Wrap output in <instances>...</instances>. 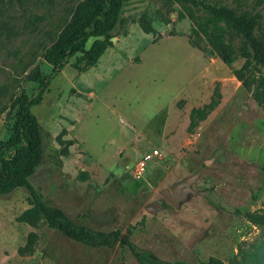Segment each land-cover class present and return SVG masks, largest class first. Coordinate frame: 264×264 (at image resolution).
Returning a JSON list of instances; mask_svg holds the SVG:
<instances>
[{
  "label": "rangeland",
  "instance_id": "rangeland-1",
  "mask_svg": "<svg viewBox=\"0 0 264 264\" xmlns=\"http://www.w3.org/2000/svg\"><path fill=\"white\" fill-rule=\"evenodd\" d=\"M77 1L0 0V110L37 89V71L53 68L45 52ZM208 1L257 15L264 34V0ZM144 15L155 32L142 28ZM114 23L113 45L99 61L81 70L82 54L74 55L33 106L47 139L31 184L73 222L94 231L130 229L137 251L166 261L201 264L215 256L264 264V224L247 218L264 215V106L253 96L264 66L241 35L227 65L173 0L123 2ZM240 69L244 79L235 74ZM212 98L218 106L191 132L192 109ZM11 117L10 108L0 114V145L10 137ZM61 133L73 140L69 156ZM155 148L160 155L136 177L135 164ZM192 176L194 191L177 207L164 200L161 189ZM157 201L155 213L147 210ZM30 207L25 187L0 196V264H148L120 242L95 246L44 220L37 227L20 222ZM31 232L34 252L22 255Z\"/></svg>",
  "mask_w": 264,
  "mask_h": 264
},
{
  "label": "trees",
  "instance_id": "trees-1",
  "mask_svg": "<svg viewBox=\"0 0 264 264\" xmlns=\"http://www.w3.org/2000/svg\"><path fill=\"white\" fill-rule=\"evenodd\" d=\"M130 0H78L69 17L59 26L58 36L45 52V60L52 65L48 73L37 71L33 81L37 89L32 93H21L13 97L9 106L5 105L0 114L8 108L12 111V127L10 137L0 145V196L14 188L25 187L30 191L31 207L19 217L20 222L39 226L44 220L51 227L64 232L68 237L95 246L114 247L118 242L130 246L134 255L148 264H196L172 263L152 252L137 251L132 244L131 230L121 233L94 231L73 222L65 212L56 206L47 204L40 193L31 184L30 178L43 164L46 151L47 135L39 118L32 108L41 103L52 79L69 63L70 59L81 53L79 69L86 70L95 65L106 50L113 45L111 30L123 2ZM179 3L194 23L193 32L204 38L212 46L215 53L227 64L232 65L237 55L234 41L238 35L245 38L254 51L258 64L264 66V34L259 33V17L248 12H238L235 8L219 2L208 0H173ZM166 22H170L169 19ZM141 25L145 32H155L151 20L142 16ZM91 37L98 38L90 48L87 42ZM193 42V41H192ZM242 69L236 70L238 78L244 79ZM219 96V94L217 93ZM254 99L264 106V75H260L253 91ZM220 97V96H219ZM219 101L212 98L211 102L202 107H195L190 114L189 130H193L215 110ZM64 133V132H63ZM64 156L70 155L69 146L73 140L57 137ZM247 218L254 224H264V215L248 213ZM37 235L31 232L25 246L19 252L22 255L34 252ZM256 255V253H255ZM201 264H231L218 257L211 256Z\"/></svg>",
  "mask_w": 264,
  "mask_h": 264
},
{
  "label": "water",
  "instance_id": "water-1",
  "mask_svg": "<svg viewBox=\"0 0 264 264\" xmlns=\"http://www.w3.org/2000/svg\"><path fill=\"white\" fill-rule=\"evenodd\" d=\"M115 38L112 37V40ZM196 181V176L185 178L183 180L174 182L168 188L160 190V194L172 206L177 207L179 203L186 198L188 193L194 191L192 185ZM162 206V201H157L147 206V210L155 213Z\"/></svg>",
  "mask_w": 264,
  "mask_h": 264
},
{
  "label": "built area",
  "instance_id": "built-area-1",
  "mask_svg": "<svg viewBox=\"0 0 264 264\" xmlns=\"http://www.w3.org/2000/svg\"><path fill=\"white\" fill-rule=\"evenodd\" d=\"M160 155L159 149H154L150 152L145 153L135 164L133 173L136 177L144 175L149 166V162L154 161Z\"/></svg>",
  "mask_w": 264,
  "mask_h": 264
}]
</instances>
